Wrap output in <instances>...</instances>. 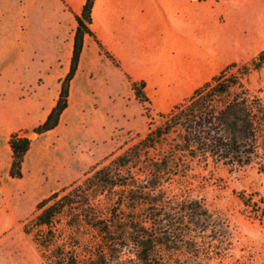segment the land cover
<instances>
[{"label": "trees", "instance_id": "1", "mask_svg": "<svg viewBox=\"0 0 264 264\" xmlns=\"http://www.w3.org/2000/svg\"><path fill=\"white\" fill-rule=\"evenodd\" d=\"M95 0H86L79 15L70 69L60 81L57 101L46 119L31 131L10 134L8 174L23 178V162L33 140L59 125L68 106L90 25ZM100 52L117 61L98 42ZM264 67V49L248 63L230 65L196 89L160 123L148 115L144 83L131 81L148 119L144 135L111 152L83 177L39 201L23 222L43 264H253L241 258L213 257L198 238L209 232L225 250L231 231L226 218L198 197L183 191L202 172L223 166L240 170L256 164L264 174V99L244 77ZM31 133L35 137H31ZM243 212L264 225V194L235 193ZM205 246V247H204Z\"/></svg>", "mask_w": 264, "mask_h": 264}, {"label": "crops", "instance_id": "2", "mask_svg": "<svg viewBox=\"0 0 264 264\" xmlns=\"http://www.w3.org/2000/svg\"><path fill=\"white\" fill-rule=\"evenodd\" d=\"M10 1L21 10L20 47L30 54L24 65L34 67L42 83L12 113L0 137L7 142L13 131L42 123L54 107L70 69L75 16L86 0ZM91 17L94 36L84 38L59 125L35 138L25 156L23 168L37 175L74 173L75 149L89 145V133L112 140L115 130L132 124L134 106L143 120L131 81L144 83L153 111L167 113L228 66L264 49V0H95ZM60 149L64 157L56 161Z\"/></svg>", "mask_w": 264, "mask_h": 264}, {"label": "rangeland", "instance_id": "3", "mask_svg": "<svg viewBox=\"0 0 264 264\" xmlns=\"http://www.w3.org/2000/svg\"><path fill=\"white\" fill-rule=\"evenodd\" d=\"M15 4L10 0H0V137L10 129L12 113L22 107V100L42 83L35 68L24 65L30 54L20 47L16 17L21 15V10L13 9ZM258 52L254 50L250 59L238 65L248 63ZM244 79L252 90L260 91L264 99V67L252 71ZM146 107L149 117L155 123H160V113L153 111L150 104H146ZM140 110L144 119L139 118L134 106L132 124L124 123L115 130L112 140H99L90 132L86 138L89 145L85 148L75 149L71 144L75 149L76 170L70 174L37 175L26 167L23 168V178L12 179L8 174L11 150L7 140H0V264H43L31 238L23 232V222L34 215L39 201L81 179L86 171L111 152L125 144H132L137 134L144 135L148 119L143 115L141 104ZM30 136L35 137L33 133ZM62 152L63 149H60L56 154V161L63 159ZM257 167L253 164L240 170H229L223 166H211L201 173L199 181L183 191L185 196L202 198L210 210L226 218L231 238L225 244V250L218 248V242L210 237L209 232L198 238L201 245L207 242L206 251L211 256L216 257L215 253L226 254L225 262L241 258L249 263L264 264V225L248 217L235 196L240 191L264 194V174L259 173ZM218 261L213 259L211 264H218Z\"/></svg>", "mask_w": 264, "mask_h": 264}]
</instances>
